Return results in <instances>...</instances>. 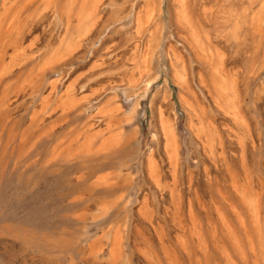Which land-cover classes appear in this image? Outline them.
<instances>
[{
  "label": "rangeland",
  "instance_id": "obj_1",
  "mask_svg": "<svg viewBox=\"0 0 264 264\" xmlns=\"http://www.w3.org/2000/svg\"><path fill=\"white\" fill-rule=\"evenodd\" d=\"M263 3L0 0V264H264Z\"/></svg>",
  "mask_w": 264,
  "mask_h": 264
},
{
  "label": "bare ground",
  "instance_id": "obj_2",
  "mask_svg": "<svg viewBox=\"0 0 264 264\" xmlns=\"http://www.w3.org/2000/svg\"><path fill=\"white\" fill-rule=\"evenodd\" d=\"M264 4V3H263ZM245 44V43H244Z\"/></svg>",
  "mask_w": 264,
  "mask_h": 264
}]
</instances>
